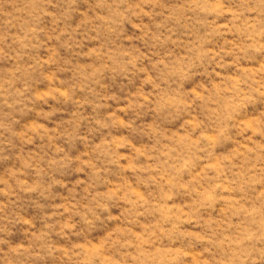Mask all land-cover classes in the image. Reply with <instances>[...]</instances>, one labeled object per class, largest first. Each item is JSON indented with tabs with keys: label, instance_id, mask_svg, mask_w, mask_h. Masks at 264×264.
<instances>
[{
	"label": "rangeland",
	"instance_id": "obj_1",
	"mask_svg": "<svg viewBox=\"0 0 264 264\" xmlns=\"http://www.w3.org/2000/svg\"><path fill=\"white\" fill-rule=\"evenodd\" d=\"M0 264H264V0H0Z\"/></svg>",
	"mask_w": 264,
	"mask_h": 264
}]
</instances>
